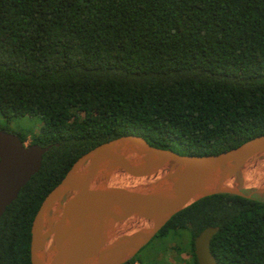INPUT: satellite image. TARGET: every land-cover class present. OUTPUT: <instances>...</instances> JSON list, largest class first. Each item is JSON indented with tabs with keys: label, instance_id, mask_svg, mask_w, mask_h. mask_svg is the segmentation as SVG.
<instances>
[{
	"label": "trees",
	"instance_id": "16d2710c",
	"mask_svg": "<svg viewBox=\"0 0 264 264\" xmlns=\"http://www.w3.org/2000/svg\"><path fill=\"white\" fill-rule=\"evenodd\" d=\"M26 116L41 122L29 145L50 149L0 218V264H30L40 203L102 143L135 135L202 156L264 135V0H0V117ZM206 227L217 264H264L258 195L201 199L147 245L187 231L178 263L198 264ZM152 255L129 262L167 264Z\"/></svg>",
	"mask_w": 264,
	"mask_h": 264
},
{
	"label": "water",
	"instance_id": "95a60500",
	"mask_svg": "<svg viewBox=\"0 0 264 264\" xmlns=\"http://www.w3.org/2000/svg\"><path fill=\"white\" fill-rule=\"evenodd\" d=\"M49 149L0 130V218ZM220 194L264 196V135L202 156L120 136L77 158L43 198L30 227V264H126L174 215ZM217 231L194 238L198 264H217Z\"/></svg>",
	"mask_w": 264,
	"mask_h": 264
},
{
	"label": "rangeland",
	"instance_id": "374dc122",
	"mask_svg": "<svg viewBox=\"0 0 264 264\" xmlns=\"http://www.w3.org/2000/svg\"><path fill=\"white\" fill-rule=\"evenodd\" d=\"M0 129L13 134H27L25 145H29L30 136L40 132L41 122L38 118L27 116L19 119H13L9 122L0 117ZM180 233L181 236L173 237L169 235L164 239L155 240L153 247H151V245L145 246L137 254V258L145 257L144 259H151L153 256L152 254H157V256L165 258V262L167 264H179V259L186 261L188 259L187 251H183L181 254H177L175 251V248L178 246L187 245L189 240V234L187 231H181Z\"/></svg>",
	"mask_w": 264,
	"mask_h": 264
},
{
	"label": "built area",
	"instance_id": "2783aa9c",
	"mask_svg": "<svg viewBox=\"0 0 264 264\" xmlns=\"http://www.w3.org/2000/svg\"><path fill=\"white\" fill-rule=\"evenodd\" d=\"M126 264H138V263L134 261V262H127Z\"/></svg>",
	"mask_w": 264,
	"mask_h": 264
}]
</instances>
